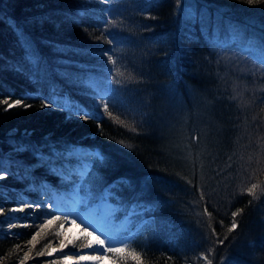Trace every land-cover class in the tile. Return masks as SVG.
I'll list each match as a JSON object with an SVG mask.
<instances>
[{"label":"trees","instance_id":"1","mask_svg":"<svg viewBox=\"0 0 264 264\" xmlns=\"http://www.w3.org/2000/svg\"><path fill=\"white\" fill-rule=\"evenodd\" d=\"M197 7L203 29L185 23ZM54 96L99 118L42 107ZM20 98L21 106L5 110L3 100ZM77 144L93 157H53L67 147L76 155ZM65 162L74 171L88 163L91 185L107 188L115 215L140 219L126 249L144 264H207L204 256L212 264H264V2L0 0V174L7 171L0 206L19 198L35 205L16 216L28 224L12 230L4 228L12 217L0 213V264L17 262L37 232L29 255L39 261L52 255L37 252L66 239L56 235L63 212L43 227L57 213L53 195L67 208L55 195ZM237 210L239 226L229 233Z\"/></svg>","mask_w":264,"mask_h":264},{"label":"rangeland","instance_id":"2","mask_svg":"<svg viewBox=\"0 0 264 264\" xmlns=\"http://www.w3.org/2000/svg\"><path fill=\"white\" fill-rule=\"evenodd\" d=\"M254 49L261 54L262 50L258 48L257 46H254ZM96 53V52H94ZM56 99V96H54ZM63 102H66L64 99ZM50 104V103H47ZM73 104V103H72ZM112 104H117V101L112 100ZM75 105V104H74ZM78 106V105H77ZM51 107V106H50ZM54 108V107H51ZM62 111V110H61ZM65 113V115H68L67 112L62 111ZM83 118L81 116H74ZM67 147V146H66ZM74 149L77 151L76 155L72 154L71 147L63 148V151L61 149L59 150L60 153H63V155L59 156H52L53 157H70L71 159L76 158L80 161H85L89 158H83V156L87 155L88 157H93L91 155L85 154L82 148L79 146H74ZM77 167H79L76 171H74V167L70 163L65 162V168H63V171L65 174H61L60 172H57L58 180L57 182H60V185H63L61 188L62 191H57L55 195L58 196V198L64 199L63 202H66L67 208L66 210L59 209L58 208V202L57 198L53 195L51 197V200H53L54 205L52 207L53 211L57 212L54 213L53 216H59L60 212H63L65 217H67V220H64L63 224L61 225V230L64 234V237L66 238H72L83 236V233H81L82 228H87L88 231L94 232L95 235L100 236L101 239L105 240L106 246L111 244L112 246H115L117 248H126L128 241L133 237V235L138 230V226L140 225V219L133 216L130 211L127 213H122L120 217H117L115 215L114 204L106 198L107 195V188L104 186L101 189L100 182H96L95 184L91 185V181H93L96 177L95 173L92 172L89 174L87 172V165L88 163H81L78 164L76 162ZM86 177V178H85ZM85 178V179H84ZM28 189H31L28 187ZM100 196H105V200H103ZM34 201L38 199H45V204L49 205L50 199L48 197H39L34 196ZM24 202V203H22ZM82 202V203H81ZM25 199L19 198L15 205H10L7 208H4L0 206V208L3 209L4 215L3 218H7L6 216L12 217V219H6L4 222V228L5 230H12L14 227H19L20 225H26L28 224L27 219L19 218L16 219V216L19 213L22 212H15L11 211V209L24 207L25 210L28 207H25ZM28 204H31L32 206H35L34 203L28 202ZM129 207V206H127ZM68 209V210H67ZM131 209V208H128ZM131 214V215H130ZM124 218V219H123ZM73 221L75 223H73ZM73 223V225H72ZM82 225H81V224ZM76 225V226H75ZM86 243L83 239H80L79 241H75V244L78 243ZM25 243V242H24ZM26 249L22 251L21 256L18 258L17 262L12 264H21V261L24 259V256L26 254H30L28 251V248L30 249L29 242H26ZM60 249V246L58 243H53L49 247V251L52 252V258H50V261L47 262L46 260L39 261L32 258V256L29 255V259L24 261V264H54L55 261H57V254L55 251ZM65 255L71 257V260L69 261V264L74 263L76 261H85V260H79V256H103L105 255L102 251L98 250L96 246L93 248H87L79 250V251H71L67 250L65 248L64 254L62 257H60V260H64ZM118 254L114 255L117 256ZM107 256L109 259H102L100 263L102 264H116V261L114 260V257L110 256L107 253ZM62 258V259H61ZM93 263H96L92 260H87Z\"/></svg>","mask_w":264,"mask_h":264},{"label":"snow or ice","instance_id":"3","mask_svg":"<svg viewBox=\"0 0 264 264\" xmlns=\"http://www.w3.org/2000/svg\"><path fill=\"white\" fill-rule=\"evenodd\" d=\"M264 2V0H247V3L250 5H254V4H258ZM180 3V0H177V4ZM185 23L186 24H190L192 26V28H195L197 24L200 25L201 29H203L204 27L207 26V23L204 18L203 15L199 12V8L197 7V9L193 12H189L187 13L186 17H185ZM191 30H189V35H191ZM109 43H112V41L110 40ZM103 55H108L107 51H105L103 53ZM108 61L111 62L113 65H115L116 61L113 60L112 56H108ZM109 72L111 73V70H109ZM120 75H123L122 73H119ZM116 83H119L120 81L117 80L115 81ZM22 99H16L14 101V103H9V101L7 99L3 100L2 103L5 104L7 106V109H10L12 107L15 106H21L22 103ZM45 100H50L51 103L50 104H44L42 105V107H47V106H55L57 109L62 110L67 112L68 117L71 118L73 115L76 116H83L84 119H88V118H92V119H98L99 117H97L95 114L77 106L72 104L71 102H63V98L62 97H57L55 100H53L51 97H44ZM101 100H104L105 97L101 96L100 97ZM109 103H111V98L108 99V103L104 104V111L108 112L109 111ZM27 107V106H25ZM109 115H111V113H109ZM122 123V122H121ZM132 131H135V129L133 128ZM130 147V146H129ZM97 157L99 159H103V156L100 153L96 154ZM7 175V171L4 170L3 174H0V180H3L6 178ZM121 184L123 185V181H121ZM126 187H131V184L129 183L128 185H126ZM258 188L257 184H252L250 188L247 189V192L249 195H252L254 198L256 197V189ZM24 203V202H22ZM82 203V202H81ZM31 204L25 203V207H31ZM36 207H39V205H36ZM25 210L24 207H19V208H15V209H11V211H15V212H23ZM3 212V209L0 208V213ZM242 212V210H237L235 212H232V218H233V222L231 223V226L228 228V232L231 233L233 231H235L238 228V223H236L235 218L240 215ZM61 218L58 216H53V218L51 220H48L43 227H47L48 225H52L53 223H55L57 220H60ZM65 220H67V217H64ZM73 223H75L73 221ZM214 232V230H213ZM81 233H83V236H77V237H72V238H66V239H62L60 240V249L58 250H62L63 248L67 247L69 244H72L75 246V241L76 240H80L83 239L86 243H84L83 245H81L82 247H87V248H93L94 246L97 247L98 250L102 251L105 255L103 256H79V260H92L95 261L96 264H100V261L102 259H109V257L107 256V253H114V254H119L121 255L122 258H125L127 256H131L132 259L135 261V264H144L141 256L138 253L135 252H130L128 251L126 248H117L115 246H112L111 244L106 246V242L105 240L101 239L100 236L95 235L94 232H90L87 230V228H82L81 229ZM215 234V233H214ZM40 235L39 232L36 233V235H34L32 237V240L29 242L32 245V249L35 248V244L38 242L37 241V237ZM57 236H61L63 235L62 232H57L56 233ZM217 243L219 244H223L224 241L223 240H218ZM48 247L49 245L45 246V249L37 252L36 255L37 256H44V255H52L51 251H48ZM32 249H29V252L32 251ZM27 259H29V255L26 254L24 256V259L21 261V264H24V261H26ZM203 259L207 262V264H212V260L208 259L207 256H204ZM71 260V257L65 255L64 260L61 262V264H69V261Z\"/></svg>","mask_w":264,"mask_h":264}]
</instances>
